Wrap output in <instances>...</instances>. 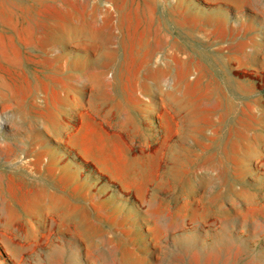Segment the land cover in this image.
<instances>
[{"label":"rangeland","instance_id":"obj_1","mask_svg":"<svg viewBox=\"0 0 264 264\" xmlns=\"http://www.w3.org/2000/svg\"><path fill=\"white\" fill-rule=\"evenodd\" d=\"M0 264H264V0H0Z\"/></svg>","mask_w":264,"mask_h":264},{"label":"crops","instance_id":"obj_2","mask_svg":"<svg viewBox=\"0 0 264 264\" xmlns=\"http://www.w3.org/2000/svg\"><path fill=\"white\" fill-rule=\"evenodd\" d=\"M158 73V72H157ZM159 74V73H158ZM175 81V80H174ZM180 85V83H176V82H174V84H173V86H179ZM168 91V95L171 93V91H170V89L169 90H167ZM173 91V90H172ZM91 152L92 153H97L96 155H97V160L100 162V163H105L104 161H102V159H101V156H100V152L99 151H95V150H91Z\"/></svg>","mask_w":264,"mask_h":264}]
</instances>
